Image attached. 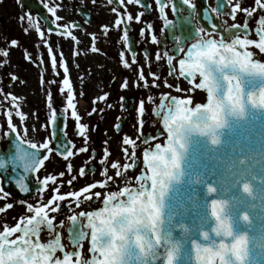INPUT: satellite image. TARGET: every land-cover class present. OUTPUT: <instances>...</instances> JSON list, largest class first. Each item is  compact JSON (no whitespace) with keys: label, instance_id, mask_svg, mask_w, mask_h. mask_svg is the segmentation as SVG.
Segmentation results:
<instances>
[{"label":"snow or ice","instance_id":"6c2138e0","mask_svg":"<svg viewBox=\"0 0 264 264\" xmlns=\"http://www.w3.org/2000/svg\"><path fill=\"white\" fill-rule=\"evenodd\" d=\"M39 2L45 12L37 16L23 11L24 0H16L22 9L17 17L22 30L38 37L35 47L46 49L51 68L53 79H46L43 72L40 76L41 86H49L45 92L46 122L40 126L46 135L34 139L30 132L37 129L27 126L20 98L0 89V113L4 117L0 141H9V148L0 150V214H4L0 264H260L264 258V60L259 57L264 56V0H254L248 7L241 0H216L215 7L207 6L206 0H201L203 7H198L196 0H155L163 24L161 35L165 29L176 30L182 24L192 26L183 35L172 37L175 43L171 48L165 45L155 52L158 67L162 70L163 61L168 75L175 81L183 78L189 87L182 89L165 78L164 87L181 95L161 92L134 105L137 135L122 136L123 162L110 161L107 140L98 160L95 149L90 150V129L77 108L68 58L49 39L55 34L78 46L81 41L75 30L86 29L76 21L64 22L65 17L59 14L67 7L64 0ZM80 2L83 5L84 0ZM89 2L97 4V0ZM142 4L143 0H106L115 20L111 27L102 25L101 30L105 37L113 28L121 31L119 61L125 69L138 64L130 24L141 22L145 14L133 16L128 7ZM238 13L243 14V23L236 22ZM254 16L255 27L250 28ZM221 17L234 22L229 24ZM85 23H90L87 14ZM147 33L151 43L160 44L152 24L147 25ZM139 35L145 37V28ZM89 36L90 51L101 53L99 37L95 33ZM17 46L18 40L11 39L7 47L0 48V69L10 64L9 49ZM81 51L74 50L72 58ZM144 55L151 83L143 66H138L133 87L159 88L160 76L151 71L149 54ZM24 58L37 67L45 64L40 52L33 57L25 50ZM9 78L19 79L14 73H9ZM80 80L83 83L82 76ZM53 85H58L59 108ZM128 86L125 77L120 88ZM197 92L203 95L200 102L194 96ZM108 96L105 92L94 97L87 115L99 113L103 117L104 108L97 107L100 103L114 108ZM119 99L121 110H126L125 97ZM146 105H152L153 125H161L154 135L142 131ZM69 118L82 146L67 136ZM121 120L117 116L113 125L117 133ZM85 153H89L88 158L76 171L71 159ZM54 157L66 162L65 171L48 172V162ZM97 172L100 179L75 188L78 177ZM66 175L69 178L65 181ZM30 178L36 185L37 195L31 197L34 202L28 198L17 201L5 190L4 185L12 183L19 192L30 194L26 182ZM65 185L69 188L66 192L62 191ZM17 203L23 211L9 222L7 213ZM186 220L198 229V238H192ZM65 232L68 244L64 243ZM189 242L190 250L186 247Z\"/></svg>","mask_w":264,"mask_h":264},{"label":"flooded vegetation","instance_id":"af4514ba","mask_svg":"<svg viewBox=\"0 0 264 264\" xmlns=\"http://www.w3.org/2000/svg\"><path fill=\"white\" fill-rule=\"evenodd\" d=\"M244 3L248 0H243ZM24 3H34V4H40L39 0H24ZM64 3L67 5V7L64 8L63 11H61L59 14L61 16L65 17L64 22L69 21H76L79 22L83 29H86V31L81 30H75V35L80 39L81 43L76 46L74 43L69 39H64L62 37L56 36L55 34H52L49 39L54 44H57L60 46L59 50H62L64 52L65 57L68 58V64L70 68V75L71 80L73 82V85L75 87L76 93H77V108L80 113V115L83 117V122L87 123L89 125V135L91 137L89 141V147L91 149H95L97 152V160L99 159V156L102 155V149L104 147V141L107 140V148L111 152L110 161L114 160H121L123 162V156L120 151V141L124 134H128L129 136L135 138L137 135V128L136 125V111L134 105L138 103V101L142 98H146L148 95H157L161 92H166L167 90L171 92L172 95H181V93L175 92L173 89L164 87L163 81L165 78L169 81L171 84H179L180 88H187L189 85L187 82H185L182 78L179 81H175L171 76L168 75V67L167 64L161 61L160 63L163 64V68L161 70L160 67H158L157 62L155 61V52L157 50V47L160 49H163L165 45H167L169 48H171L173 45L172 43L174 40L170 35H168L165 30L163 34L161 35V28L163 27L162 21L159 18V15L156 11V4L155 0H143V3L145 5H149V12H146L144 8L139 6H129L128 11L135 16L138 12H144V16L141 18V22L137 23L135 21L131 22L130 24V36L132 37V48L137 52V65H132L131 69H125V72L128 73L131 76H135V69L138 66H143L145 76L148 78V69L149 67L146 65L145 62V52L149 54L151 57V69H155L154 72L158 73L160 76V80L157 81L160 84L159 88H153V89H144L143 87L136 88L133 87V82L130 81V86H128L127 89L121 90L120 88V82H122V79L120 78L119 82L114 77H112L110 74L114 72L116 65H121L119 61V52L122 50V44L118 42V38L121 35V31H118L116 29H112L107 37L104 36L101 26L102 25H109V27L112 26L114 20H115V14L110 11V8L112 6H106V0H97L96 5H92L89 0H84L83 5H81L80 0H64ZM209 5L211 6L213 4V0H208ZM250 5H247L248 7ZM43 8V6H42ZM82 8V11L77 12L75 9ZM15 11L20 13L22 11L21 7L16 3L15 0ZM23 11L32 12L24 6ZM45 12V10H44ZM43 12V13H44ZM34 13V12H32ZM36 14V13H34ZM85 14H87L90 17V23H85ZM241 17L244 19V16L242 13H239ZM37 15V14H36ZM169 18H173V14L171 10H168ZM38 16V15H37ZM221 19H227L228 22L230 19L228 17H221ZM253 20V19H252ZM252 20L249 21V24L252 23ZM42 24V27L47 29L48 25L44 23V21H40ZM152 24L154 33L158 36L160 39L159 45H154L151 43L150 35L147 33V25ZM255 25V24H254ZM145 28L146 35L145 37H141L139 35L140 29ZM95 33L97 37H99L97 41V46L101 49V53H92L90 51V45H91V39L89 34ZM47 34V33H46ZM34 36H36L34 34ZM38 39V37L36 36ZM80 49L81 54L72 58V52L76 49ZM44 59L45 64L43 67H37L34 64V67L38 71V77L40 79L41 73L43 72L45 77L48 78V80L53 79L50 65L47 63V53L46 49H44ZM126 57L131 60L130 54L126 53ZM79 65V67H76V65ZM122 66V65H121ZM74 69V71H73ZM84 70L83 71V83L81 82H74L75 76L77 75L76 70ZM107 69V70H106ZM94 72H98L101 74L100 77H95L93 74ZM109 74L110 77H107L106 79L103 77L104 75ZM114 75V74H112ZM99 76V75H98ZM73 77V79H72ZM114 78V79H113ZM60 79H62V73L60 76ZM150 83L152 78L149 76ZM10 80V82H7ZM12 80L8 77L4 79V84L9 86L12 84ZM119 85V88L117 86ZM84 93L83 96H80V91ZM56 92V93H55ZM109 93L108 96V102L114 103L115 107L112 109H108L104 103H100L97 105L98 108H104V114L103 117L99 113L94 114L92 116L87 115V110H90L91 107H87V98L93 99L94 97H97L99 95H102L103 93ZM55 93V104L56 107L59 108L61 105V101L58 95V90H54ZM196 94L201 93L197 92ZM195 95V94H194ZM125 97L124 104L126 105V110H121L120 108V97ZM203 96V95H202ZM148 111L146 114V121L143 126V133L144 135H154L157 131V129L161 128V125L159 123H156L153 125V113H152V105H146ZM47 115V108L45 106ZM113 116V117H112ZM120 116L122 118L121 123L122 127L119 133L115 131L113 128V125L117 123L116 117ZM112 121V122H111ZM46 122V118H45ZM93 126H95V130H92ZM74 121L69 118L66 121V132L69 139L73 140L74 143L77 146H82L83 141L76 137L74 135ZM46 135V133L43 131V137ZM42 139V138H41ZM162 142V141H161ZM155 143V141L153 142ZM9 146V141L7 139H4L0 141V150L6 149ZM144 146H141V150ZM140 151V150H138ZM89 153L78 155L71 159V163L74 166V169L76 171L79 170L81 166L84 165V162L87 160ZM97 160H94L92 163L95 165L97 169L100 168L99 163ZM65 164L66 162L60 158V157H54L51 162H48V172L49 173H59L61 171H65ZM10 171V169H9ZM111 174V169L109 170ZM73 174H76L74 172ZM69 177L66 175L63 179L66 181ZM100 179L99 173L97 172L95 175H87L82 178L78 177V180L75 184V188L78 189L81 186H83L85 183L92 182L93 180ZM32 184L33 181L31 180ZM5 186V190L9 191L11 193V197L15 200H21L19 197V194L12 190V183H8L7 186ZM68 186H64L62 188V191H68ZM21 193V192H19ZM24 194V193H22ZM37 193L35 192L33 196H36ZM47 195L45 196V199H47ZM28 202H34L31 198L28 199ZM15 206H21L20 204H15ZM98 205H94L93 207H96ZM65 214H67V209L65 208ZM66 232L64 233V237L66 236ZM65 244H68L66 240H64ZM70 247V245H69Z\"/></svg>","mask_w":264,"mask_h":264},{"label":"rangeland","instance_id":"374dc122","mask_svg":"<svg viewBox=\"0 0 264 264\" xmlns=\"http://www.w3.org/2000/svg\"><path fill=\"white\" fill-rule=\"evenodd\" d=\"M242 4L244 6L252 5L254 3V0H248L246 3H244L243 0H241ZM21 14L15 11V0H2L0 2V48H4L8 46V41L11 39L18 40L19 46L10 48V64L0 69V89H3L5 93L11 92L17 97L20 98L19 103L21 106V110L27 114V126L31 129L32 127H35L37 129L36 132H30V135L36 139L40 140L43 138V130H41L40 126L45 123L46 118V89L49 87L47 84H45L43 87L40 84V79L38 77V71L34 67V63L29 62L24 58L25 50L31 54L33 57H36L38 52L44 53V48L41 46L39 49L35 47V45L38 43V39L36 36H34V33L30 32L28 34H25L22 30L21 24L18 22L17 17ZM244 19L241 17V15L237 14V20L236 22L243 23ZM255 16L252 20V23L249 24L251 28L255 27ZM42 26V24H41ZM7 38V39H5ZM254 38V36H253ZM260 59L264 60V56H260ZM107 70V69H106ZM155 69H151L152 72H154ZM74 71V69H73ZM83 71L82 69L76 70L77 75L75 76L74 82H81L80 77H83ZM149 72V69H148ZM9 73H14L19 79L16 81H13L11 85L7 86L4 84V79L9 77ZM114 74V75H112ZM110 74L112 77H114L119 82L120 78L123 79L125 77L128 78L129 86L130 81L133 82L135 79V76H131L125 72L124 68L120 65H116L114 72ZM95 77H100L101 74L98 72H94L93 74ZM99 75V76H98ZM109 74L104 75L103 77L106 79L107 77H110ZM46 79H48L46 77ZM58 80L60 79L57 78ZM73 79V77H72ZM84 80V77H83ZM148 80L150 83V79L148 76ZM21 81H24V83H21ZM120 82V84L122 83ZM118 85V84H117ZM119 88V85L117 86ZM53 96L55 97L54 90H58V85L51 86ZM82 91V90H81ZM80 91V92H81ZM166 92H169L168 90ZM196 102H200V100L203 98L200 94H195ZM92 99L87 98V107H91L92 105ZM7 107V105H5ZM35 113V115H33ZM113 117V116H112ZM120 117V116H119ZM4 121V117L2 113H0V123ZM112 122V121H111ZM16 123L18 124L19 121L17 120ZM6 127V125H5ZM23 211L22 206H15L14 210H9L7 213V216L10 218L12 216H18ZM4 222V214H0V225ZM46 237V233L43 234Z\"/></svg>","mask_w":264,"mask_h":264},{"label":"water","instance_id":"95a60500","mask_svg":"<svg viewBox=\"0 0 264 264\" xmlns=\"http://www.w3.org/2000/svg\"><path fill=\"white\" fill-rule=\"evenodd\" d=\"M196 2L198 4V7H203L204 6L203 3L201 2V0H196ZM24 4H25V6L27 8H29L30 11L36 13L38 16L41 15V14H43V12H44V9L39 4H34V3H24ZM206 4L208 6V0H206ZM144 5L145 4L143 3L140 6L142 8H144L146 12H149V8L146 9L144 7ZM215 6H216V0H214V7ZM186 14L187 13L185 12V15ZM191 27H192L191 25L182 24L179 29L171 30V31L165 29V32L168 35H170L171 37H173L174 35H183L184 34V30L186 28L190 29ZM174 43H175V41L172 43V45H174ZM7 82H10V80H8ZM241 140L243 141V134H241ZM8 148H9V146H8ZM31 180L32 179L30 178L28 181H26L29 184V186H30V194H22V193H19V191L14 187V185L12 186V189L19 194L20 198H31L33 196V194L35 193L36 185H33L32 182H31ZM209 211H210V209H209ZM252 218H253V222L255 224L257 222L256 221V214L255 213L253 214V217ZM185 223L189 227V232H190V235L192 236V238H198V229L193 225L192 221L191 220H186ZM250 234H254V233H250ZM186 247H187V249L190 250V247H191L190 242H189V244ZM260 264H264V258H262L260 260Z\"/></svg>","mask_w":264,"mask_h":264}]
</instances>
